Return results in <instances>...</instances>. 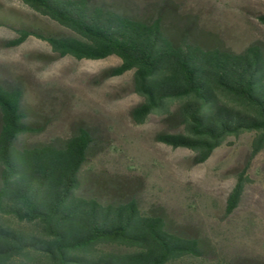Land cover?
<instances>
[{
    "label": "trees",
    "instance_id": "trees-1",
    "mask_svg": "<svg viewBox=\"0 0 264 264\" xmlns=\"http://www.w3.org/2000/svg\"><path fill=\"white\" fill-rule=\"evenodd\" d=\"M32 11L68 32L47 29L0 3V25L16 36L13 48L35 37L52 55L121 63L104 78L133 71V91L143 100L131 111L135 123L154 113L174 132L154 139L206 161L228 136L255 132L253 154L264 147V51L235 52L207 45L188 32L164 24L161 15L139 18L99 0H21ZM264 24V14L258 16ZM24 102L23 88L0 80V217L32 225L0 222V264H173L205 253L201 242L171 229L160 216L142 212L134 199L101 198L82 189L83 168L93 143L87 126L45 142L22 138L39 134L45 123ZM240 177L229 198L241 195ZM120 251H99V245ZM255 264V263H253Z\"/></svg>",
    "mask_w": 264,
    "mask_h": 264
},
{
    "label": "rangeland",
    "instance_id": "rangeland-1",
    "mask_svg": "<svg viewBox=\"0 0 264 264\" xmlns=\"http://www.w3.org/2000/svg\"><path fill=\"white\" fill-rule=\"evenodd\" d=\"M143 19L161 15L164 24L188 32L207 45L235 52L250 46L264 51V0H99ZM47 29L68 32L21 2L0 0ZM16 36L0 25V80L23 88L24 102L45 123L39 134L22 138L45 142L67 137L78 126L92 130L93 143L83 168L85 194L134 199L148 215L164 218L172 230L198 239L200 257L184 256L173 264H264V147L253 154L256 133L228 136L210 157L193 164L189 149L173 148L154 139L173 124L154 113L135 123L132 109L142 102L133 91V71L104 78L121 61L76 59L47 61L50 45L29 37L13 48L3 41ZM243 189L236 206L229 198L238 180ZM18 228L33 226L0 217ZM99 251H120L119 245H99Z\"/></svg>",
    "mask_w": 264,
    "mask_h": 264
}]
</instances>
